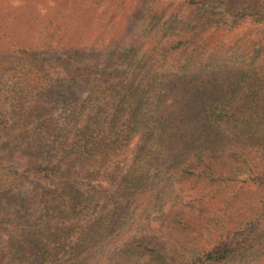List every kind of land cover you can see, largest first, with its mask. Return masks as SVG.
I'll return each instance as SVG.
<instances>
[{
	"label": "trees",
	"instance_id": "trees-1",
	"mask_svg": "<svg viewBox=\"0 0 264 264\" xmlns=\"http://www.w3.org/2000/svg\"><path fill=\"white\" fill-rule=\"evenodd\" d=\"M160 2L18 8L33 25L48 21L34 30L47 40L27 48L0 38V75H10L9 88L0 78V264H264V7ZM178 99L184 116H162ZM132 145L126 170L111 169ZM240 173L245 201L254 198L232 211L238 196L227 190ZM162 175L172 190L165 212ZM31 176L39 184L11 194ZM79 177H108L103 205L92 208ZM48 179L59 189L40 184ZM177 188L186 200H174ZM32 206L56 208L58 221L32 220ZM77 213L85 223L63 228Z\"/></svg>",
	"mask_w": 264,
	"mask_h": 264
},
{
	"label": "rangeland",
	"instance_id": "rangeland-1",
	"mask_svg": "<svg viewBox=\"0 0 264 264\" xmlns=\"http://www.w3.org/2000/svg\"><path fill=\"white\" fill-rule=\"evenodd\" d=\"M24 1L26 2V0H0L1 6H0V38L2 36H10L13 37L14 39L17 40V44L19 45H25L27 48H38L42 42H45L46 39V35L42 34L39 35L38 33L34 32V30H36L37 28L41 27L44 29V27H47V23L48 21H41L42 23L38 25H33V22L31 21V19H29V17L24 16V13L22 12L23 10L18 9L21 8L22 4H24ZM163 3V0H161V2L159 3V5H161ZM261 6L264 7V0H261ZM44 7V6H42ZM42 12H44V9L42 10ZM217 12L219 13H223V9L219 8L217 9ZM225 18H228V16L226 15ZM247 28L246 27H242L236 31H234L233 33H231L230 35L227 36L226 38V42L233 44L234 41L236 40V38L242 36L243 34H245ZM58 39V35H56L54 41H52V44L55 45ZM41 47V46H40ZM5 50V47L2 46L0 47V53L3 52ZM43 52V51H40ZM52 60L54 59V54L49 56ZM48 67V65H47ZM2 76V77H1ZM0 78H2V82L4 81V85L6 86L5 88H9L10 87V83L9 82V78L10 75H0ZM1 80V79H0ZM3 85V83H2ZM183 101H186L185 99H183ZM183 101L181 99H178L175 101V104H173V106L171 108H169V104L164 105L163 107V112H162V116H169L170 118H172L173 120H175L176 118L179 117H183L184 113H181V110L183 109ZM58 114V113H55ZM181 125L177 124L176 122L173 123L172 125V130L169 133V135L171 134H176L177 130ZM17 130V129H16ZM18 131V130H17ZM173 144V150H177L179 148V146H177L175 144V142H172ZM174 144L176 146V148H174ZM172 150V151H173ZM168 153L170 150H167ZM166 151V152H167ZM135 153V145L130 146V152L125 154L123 158H121V160L119 162H116L115 164H113L111 166V169H117V170H126V168L130 165L131 159L133 158ZM167 158V157H166ZM167 160V159H166ZM17 166L16 168L18 170L21 169L20 166ZM106 177V176H105ZM100 178V179H93V180H88L85 179L84 177H79L75 180V186L76 188H78L81 192H83L86 196L89 197L90 202L93 204L92 208L96 207V206H101L105 203V198L102 194V191L105 189H111L112 185H110L109 181H108V177L107 178ZM162 178L160 179V190H161V195H160V202L158 203L159 206V210L161 209V211L163 210L164 212L166 210H168L172 204L171 200H170V192L172 190H170L169 186V182L166 180L165 175L161 176ZM245 178L244 174H239V179L238 181L232 185V187L228 188L227 190V194L228 195H232L233 198L237 197V199H235L234 201V206L231 207L232 211H236L235 209H238V206L240 205L241 207L243 206V204H248L251 203L254 195L253 194H248L246 197L248 198L247 201H245L246 199L245 196L243 195V191L246 189V185L243 183V180ZM41 185L43 187H47L51 190H55V188H58V185L56 183V180L54 179H48V180H41L40 181ZM38 183V180L34 177L31 176L30 180L27 182H24L21 186L19 187H13L11 189L12 193L11 194H16V192H22L23 194H25L27 191L31 190L33 188V186L35 184ZM39 184V183H38ZM20 189V190H19ZM57 189V191H58ZM175 194V196H173L174 200L178 199L180 200L181 198L185 197L186 200V196L185 194L180 191L178 188L177 190H175V192H172ZM16 196V195H15ZM49 201L51 200V202L56 205V202L54 197H52V195L47 194L46 196ZM256 198V195H255ZM36 201H40L39 197L37 196ZM176 203V201L174 202ZM241 203V204H240ZM35 206V205H34ZM32 206L31 209L29 210L28 214L33 215L31 217L32 220L36 221V222H40L45 223L46 220H48V222L52 221L55 222L56 220L58 221V219H55V217L58 216L57 214V210L56 208H49L47 210V214L45 215V209L42 207H37L36 208ZM41 206V205H39ZM92 210V209H91ZM230 210V209H229ZM91 211L87 213V218H91ZM79 214L77 213V215L75 216V220L74 217L70 216H66V219H60L59 222H63V228H65L67 225L71 224V222L73 221V223H77L80 225L84 224L86 221V218L84 219V215L83 214ZM51 216V217H50ZM238 214L235 215V217H237ZM207 217V216H206ZM73 218V219H72ZM212 217L210 216L209 218H207V220H211ZM38 222V223H39ZM40 224V225H41ZM209 227V226H208ZM208 227H204V229L201 231L202 235L206 238L208 237L209 233V228ZM197 235V234H195ZM200 240V239H199ZM202 242V240H201ZM54 247L53 245H49V247ZM245 264H255V262L253 261V259Z\"/></svg>",
	"mask_w": 264,
	"mask_h": 264
}]
</instances>
